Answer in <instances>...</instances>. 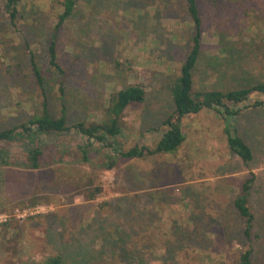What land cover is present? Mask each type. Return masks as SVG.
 <instances>
[{
  "label": "rangeland",
  "instance_id": "obj_1",
  "mask_svg": "<svg viewBox=\"0 0 264 264\" xmlns=\"http://www.w3.org/2000/svg\"><path fill=\"white\" fill-rule=\"evenodd\" d=\"M74 1L58 33L59 62L70 71L64 97L68 124L102 116L112 92L136 85L146 91V100L126 111L127 128L118 144L123 151L153 147L167 130L164 121L174 110L169 84L179 76L195 31L185 0ZM58 2L25 0L14 28L0 0V131L25 123L39 108L32 55L46 78L51 114L60 111L61 75L49 56L50 33L63 11ZM199 4L204 46L195 89L227 91L264 80V57L256 51L258 33L264 42V0ZM237 128L254 153L248 164L228 148L221 117L203 110L186 120L185 142L176 154L120 160L105 171L96 167L110 149L93 143L86 163L80 148L87 140L71 132L59 140L70 154L59 160L62 151L51 150L55 162H62L38 171L0 166V215L19 221L24 231L15 244L19 256L0 243V264H40L57 253L65 264L103 257L109 262L124 255L118 254L125 246L138 251L134 264H234L248 245L234 200L252 173L253 261L264 264V110L244 109ZM0 147L9 148L13 159L21 154L18 145ZM68 169L76 176L93 174L102 188L97 200L86 201L68 192L65 181L58 183L59 171ZM36 195L52 204L23 207ZM29 210L33 213L19 218ZM30 216L37 218L28 221Z\"/></svg>",
  "mask_w": 264,
  "mask_h": 264
},
{
  "label": "trees",
  "instance_id": "obj_2",
  "mask_svg": "<svg viewBox=\"0 0 264 264\" xmlns=\"http://www.w3.org/2000/svg\"><path fill=\"white\" fill-rule=\"evenodd\" d=\"M24 1L5 0L4 9L14 28L18 26ZM58 3L63 11L59 15L56 26L50 33L49 56L51 66L61 75L60 111L57 116L51 114L49 98L45 88L46 78L32 55L30 71L37 87L39 108L25 123L0 131V144L9 147L18 145L21 149L19 157L13 159L12 151L9 148L0 147L1 167L10 165L24 170L38 171L47 166L51 167L57 162H62H55L56 160L54 155L51 154V150L52 148L61 150L62 154H59L58 158L62 160L60 158H63L64 154L69 153V151L65 145L59 143V140L71 132H75L87 140V144L80 148L83 154V161L86 163L90 162L89 151L93 147V143L98 144L103 149H110L105 156L106 161L96 167L105 171L115 169L120 160L129 162L134 159H144L151 156L176 154L185 142L186 120L190 116L198 115L203 110L215 112L224 121L227 145L232 153L239 156L246 164L254 160L252 148L239 135L237 121L239 114L244 109L264 110V80H260L250 87L227 91L218 89L197 91L195 89L196 71L202 58L204 46V22L199 0H185L187 12L195 31L191 39L192 44L189 53L180 67L179 76H174L169 84L174 110L164 121V126L167 130L153 147L136 145L126 151H123L118 144V140L124 136L127 128L125 121L126 111L131 106L144 103L147 96L146 91L136 85H129L114 91L109 96L108 104L102 116L95 114L92 120L85 119L69 125L68 108L64 97L70 71L65 69L59 62L58 33L73 14L75 1L59 0ZM262 35L261 32L257 34L256 51L264 57ZM50 143L53 146H49ZM256 178V175L252 173L241 184L240 193L234 200V206L245 223L244 235L248 242L247 248L238 255L234 264H254L253 230L256 217L250 206V196ZM63 181L68 185L65 188L68 192L75 193L86 201H95L102 194V188L95 183L93 174L85 172L76 176L72 170L68 169L65 172L60 170L58 183ZM50 204H52V201L48 197L36 195L30 197L23 207L34 209L38 206ZM36 218L30 216L28 221ZM12 231L13 236L10 233ZM23 232V227L15 219L0 224V243H2L3 248H6V252L14 249V254L20 255L19 248L15 244L20 243ZM114 236L116 239L123 240L122 236L116 232ZM134 241L138 248L139 240L134 239ZM114 252H117V250H114ZM136 252L138 251L128 250L125 246L124 250L118 254L124 253L122 256L115 257L111 255L109 262H105L106 258L103 257L101 261L90 263L86 261V264H134L132 260L137 257ZM162 261L164 264L169 263ZM65 262L64 255L57 253L46 257L40 264H65ZM7 264L12 263L8 262Z\"/></svg>",
  "mask_w": 264,
  "mask_h": 264
},
{
  "label": "built area",
  "instance_id": "obj_3",
  "mask_svg": "<svg viewBox=\"0 0 264 264\" xmlns=\"http://www.w3.org/2000/svg\"><path fill=\"white\" fill-rule=\"evenodd\" d=\"M33 213L31 210L25 211L23 214L19 215V218H24L28 215ZM8 220V217L6 215H0V222H6Z\"/></svg>",
  "mask_w": 264,
  "mask_h": 264
}]
</instances>
